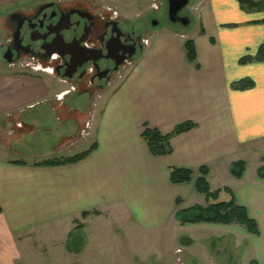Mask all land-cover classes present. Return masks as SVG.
Segmentation results:
<instances>
[{"label": "crops", "instance_id": "1", "mask_svg": "<svg viewBox=\"0 0 264 264\" xmlns=\"http://www.w3.org/2000/svg\"><path fill=\"white\" fill-rule=\"evenodd\" d=\"M138 1L0 0V9L83 3L91 10L114 11L119 19ZM143 1L150 8L151 0ZM195 11L199 26L187 32L194 63L172 30L144 38L129 67L102 89L89 117L79 127L73 123L77 133L57 132L64 123L57 106L73 109L65 100L75 91L60 69L55 73L38 65L32 68L36 73H26L0 66V138L7 139L0 144V264H91L101 242L98 229L86 224L93 214L109 212L136 234L163 227L174 218L178 200L195 197L201 166L208 168L209 190H220L221 200L233 197L256 221L257 234L239 227L232 231L245 236L257 253L249 264H264V176L258 175L264 167V61L239 62L263 42L264 11H244L237 0H200ZM241 79L253 86L230 87ZM183 122L194 126L171 137L169 154L149 152L141 138L145 125L168 134ZM11 123L28 129L16 136ZM35 139L41 142L37 147H15ZM92 144L79 161L37 164ZM237 160L245 162L240 178L228 172ZM171 168L192 170L191 179L172 183Z\"/></svg>", "mask_w": 264, "mask_h": 264}, {"label": "rangeland", "instance_id": "2", "mask_svg": "<svg viewBox=\"0 0 264 264\" xmlns=\"http://www.w3.org/2000/svg\"><path fill=\"white\" fill-rule=\"evenodd\" d=\"M199 1L189 0L188 4L179 12L180 16L189 18V23L186 25L169 20L167 0H158L159 7L157 10L152 9L151 6L147 9L145 1L139 0L135 10L128 15L119 16L118 21L122 29L140 38L132 59L140 51L144 38L149 37L151 34L172 30L185 41L187 32L199 26L195 11ZM80 4L86 7L85 4ZM16 11H26V9L13 7V5L0 9V66H6L26 73H36L32 68H36L39 65L44 68H51L55 72L54 64L45 60L41 62L25 56L12 63H6L3 59L2 56L5 50L3 43L10 37L9 32L11 29L8 16ZM153 21L156 24H153ZM116 79H119L117 75H115L114 79L111 77L109 81L114 84L115 82L113 83V81H116ZM61 86L65 85L62 84ZM103 88H105V85L99 89L93 87L88 91L81 89L72 91L65 101H67L66 104H71L73 109L66 112L65 109L63 110L57 106L59 108L57 109L59 117L65 123V125L63 123V125L57 126V132L64 133L71 130L70 132L77 133L78 129L75 128L74 124L78 126L81 124V120L89 117L90 109L93 106L96 107ZM88 124V122H85L83 129L79 128V130L81 129V134H86ZM10 125L17 129L14 130V133L17 134L16 136H18L20 130L26 132L28 129L27 126L19 129L18 126L20 125L17 123H11ZM72 126L74 127L72 128ZM4 142H7V139L0 138V144ZM39 143L41 144L40 139H35V141L30 143H15L17 144L15 147L19 146L20 148L22 146L25 150L29 147H37ZM263 157H260L261 161ZM194 196L187 200L188 203L178 200L177 209L194 205L206 206L209 203L221 200L218 196L216 199H206L204 195L197 192H195ZM86 224L98 229L101 239L100 247H97L93 252L95 257L91 259V264H249L250 259L257 257V253L251 249L250 241L245 236H238L236 232L233 233L232 228L239 227L245 230L243 226L238 224H181L174 216L163 227L150 230L147 233L136 234L126 229V227H129L128 224L125 225L121 219L110 216L109 212L101 215L100 213L93 214L92 220Z\"/></svg>", "mask_w": 264, "mask_h": 264}, {"label": "flooded vegetation", "instance_id": "3", "mask_svg": "<svg viewBox=\"0 0 264 264\" xmlns=\"http://www.w3.org/2000/svg\"><path fill=\"white\" fill-rule=\"evenodd\" d=\"M112 12L91 10L80 3L43 2L26 11L12 12L19 13L12 19L9 14L10 37L3 46L5 50L12 49V61L27 56L53 63L62 73H71V77L64 78L72 82L74 90L99 89L110 82L121 66L131 63L133 55L128 54L136 52L140 41L122 29L116 12ZM18 23L21 45L13 39ZM84 50L98 58L86 61L72 73L73 63ZM121 60L123 63L114 69Z\"/></svg>", "mask_w": 264, "mask_h": 264}, {"label": "trees", "instance_id": "4", "mask_svg": "<svg viewBox=\"0 0 264 264\" xmlns=\"http://www.w3.org/2000/svg\"><path fill=\"white\" fill-rule=\"evenodd\" d=\"M240 8L244 11H264V0H237ZM264 22V19H263ZM183 49L185 51V57L190 63L195 61V51L193 42L191 39H186L183 42ZM252 61L262 62L264 61V39L259 45L256 52L253 55H245L239 59L240 63H248ZM253 82L250 79H241L236 82H232L230 87L236 90H244L251 88ZM194 126L191 122H183L174 127V129L168 134H162L154 128L144 126L141 132V138L146 143L149 152L154 156H162L170 153L169 141L172 136L182 133L191 129ZM92 144L87 150L78 154L65 158H54L51 160H45L37 164L41 165H60L65 163H73L84 158L92 149ZM264 159V157H263ZM245 162L243 160H237L229 164L228 172L234 178H240L244 171ZM208 172V168L201 166L198 169L199 176L195 179V190L204 195L206 199H216L220 190L211 192L209 190L208 182L205 178ZM258 175L264 176V167L258 168ZM192 170L184 168H171L169 170V179L172 183L188 182L191 179ZM224 190H228L224 188ZM83 216L86 214L83 213ZM175 218L181 223H207V224H219L230 225L238 224L243 226L246 231L251 234H257L258 228L256 221L249 217L246 208L242 205L235 203L233 197L229 200H219L212 202L206 206L194 205L183 209H177L174 214ZM250 264H256L255 261H250Z\"/></svg>", "mask_w": 264, "mask_h": 264}, {"label": "water", "instance_id": "5", "mask_svg": "<svg viewBox=\"0 0 264 264\" xmlns=\"http://www.w3.org/2000/svg\"><path fill=\"white\" fill-rule=\"evenodd\" d=\"M189 0H167V14L168 18L172 22H180L181 24H188L189 23V18L187 16H179V12L188 4ZM15 16H19V13H12L9 18L12 19ZM153 24H156L155 21L152 22ZM20 23L16 25V28L13 32V39L16 43L21 45V39H19V28H20ZM62 42V41H60ZM62 44V43H61ZM64 44V43H63ZM66 44V43H65ZM14 49V48H13ZM141 49V47H140ZM11 48L8 47L5 52L3 53V59L5 60L6 63H12V52ZM89 51H82L81 54H79V57L76 58V61L73 63V70L71 71L72 73L76 71L77 67L81 66L83 63L89 60H95L98 57H92L88 55ZM134 54V51L130 52L128 54V57H131ZM124 60H121L120 62H117L115 64L116 69L118 65L122 64ZM56 72H59V67L55 69ZM62 77H71L70 74H62Z\"/></svg>", "mask_w": 264, "mask_h": 264}, {"label": "built area", "instance_id": "6", "mask_svg": "<svg viewBox=\"0 0 264 264\" xmlns=\"http://www.w3.org/2000/svg\"><path fill=\"white\" fill-rule=\"evenodd\" d=\"M158 4H159V3H158V0H151V4H150V6H151L152 9L157 10L158 7H159ZM112 13L114 14V11H113ZM146 41H147V40L144 39V40H143V44H145ZM128 65H130V63H126V64H124L123 66H121V68H120L119 70H117V72H116L115 75H117L118 77H120V72H121V70H122L125 66H128ZM36 68H37V67H36ZM34 69H35V68H34ZM44 70H45V71H50V69L48 70V68H44Z\"/></svg>", "mask_w": 264, "mask_h": 264}]
</instances>
